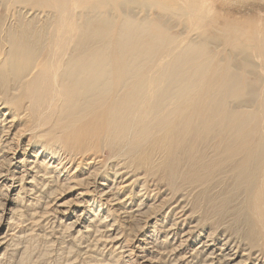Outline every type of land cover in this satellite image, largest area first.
I'll list each match as a JSON object with an SVG mask.
<instances>
[{
  "label": "bare ground",
  "instance_id": "6f19581e",
  "mask_svg": "<svg viewBox=\"0 0 264 264\" xmlns=\"http://www.w3.org/2000/svg\"><path fill=\"white\" fill-rule=\"evenodd\" d=\"M3 164L31 217L71 183L135 234L151 221L161 248L142 264H264V18L208 0H0ZM200 199L244 228L198 215ZM104 220L96 242L135 261Z\"/></svg>",
  "mask_w": 264,
  "mask_h": 264
},
{
  "label": "rangeland",
  "instance_id": "374dc122",
  "mask_svg": "<svg viewBox=\"0 0 264 264\" xmlns=\"http://www.w3.org/2000/svg\"><path fill=\"white\" fill-rule=\"evenodd\" d=\"M208 1L218 14L228 18H264V0ZM19 151V154L16 155L17 161L23 156L21 150ZM33 153L31 152L29 155ZM29 159H33V157L29 156ZM18 168L20 169V165ZM73 168L74 165L69 166L67 170H64V175L68 176ZM0 174H4L3 178L6 177L5 180L3 178L0 179V264H142L143 259L139 258L141 257L140 255L149 253L150 251L155 253L154 249L159 250L161 248L160 244H157V247H153V244L148 242L151 239L142 234V231L152 229L151 221L147 225L144 222H139L142 226L141 233L137 232L135 234V231L131 230L135 228L138 220L128 224H125L121 220L115 221L120 216L116 212L111 211V206L102 200L99 193L89 192L80 197L76 196L81 188L77 186L72 187L71 183H66L65 186L61 187L54 198H51L52 200L46 199L47 197H42L38 201L31 200L32 204L35 203L41 208L45 206L46 211H48L42 213V210L37 208L39 213L31 217L30 208L34 206L27 205L31 198L25 195V193L20 194L19 197L16 196L20 186V179H12L14 173L12 170L7 169L5 164L0 166ZM18 175L19 173L15 176ZM60 182L62 183L63 181L61 180ZM9 184L11 185L9 186ZM125 193L123 192L120 197H123ZM137 201L135 199V203ZM60 203L63 206H55V204ZM205 203V201L199 200L197 207L198 215H205V217L208 216L211 219L221 220L219 225L224 226L229 232H241L244 228L242 222L232 220L234 218L232 214H228L227 216L218 215L210 204ZM100 220H104V224H107V226L112 225L111 230L106 235L111 234L112 237L115 231H120L122 235H119L120 240L118 241L122 240L123 242L124 239L128 241L129 239H133L126 248H133L137 258L135 261L125 256L126 252L124 255H121L120 253H116V251L112 252V249H109L108 245L104 246L96 242L99 236L95 232V228L96 226H100L98 225ZM208 221L211 222L209 219ZM208 221L207 225L210 224ZM233 222L235 225L232 224ZM239 225L241 226L239 227ZM99 228L101 230L104 227ZM17 231L18 238L8 239V234ZM207 231L205 229L196 240L192 243H187L184 251H190L200 240H203ZM180 232L181 230L178 231V233ZM5 235H7L6 238H4ZM163 237L164 234L161 233L157 236V239L160 241ZM104 238L105 236L101 237L100 235L99 240H103ZM170 241L169 243H171ZM168 246L170 245L168 244ZM165 248L167 250L166 245ZM195 264H199V262Z\"/></svg>",
  "mask_w": 264,
  "mask_h": 264
}]
</instances>
